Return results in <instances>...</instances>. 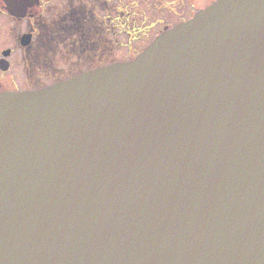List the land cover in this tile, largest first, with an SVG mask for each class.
I'll use <instances>...</instances> for the list:
<instances>
[{"label": "water", "instance_id": "obj_1", "mask_svg": "<svg viewBox=\"0 0 264 264\" xmlns=\"http://www.w3.org/2000/svg\"><path fill=\"white\" fill-rule=\"evenodd\" d=\"M0 264H264V0L0 92Z\"/></svg>", "mask_w": 264, "mask_h": 264}, {"label": "flooded vegetation", "instance_id": "obj_2", "mask_svg": "<svg viewBox=\"0 0 264 264\" xmlns=\"http://www.w3.org/2000/svg\"><path fill=\"white\" fill-rule=\"evenodd\" d=\"M157 1L163 0H148L149 6ZM214 1L203 0L198 6L192 2L188 12L173 21V5L179 0L164 1L167 18L142 16V26H137L139 10L128 1L120 8L119 0H0V92L36 90L88 69L129 61L135 50H144L165 29ZM123 35L127 40L122 47L118 39ZM117 50H128L127 55L117 57ZM61 61L70 62L71 75L65 76ZM17 67L28 82L25 89L13 81Z\"/></svg>", "mask_w": 264, "mask_h": 264}, {"label": "rangeland", "instance_id": "obj_3", "mask_svg": "<svg viewBox=\"0 0 264 264\" xmlns=\"http://www.w3.org/2000/svg\"><path fill=\"white\" fill-rule=\"evenodd\" d=\"M125 1H128L129 3V7L132 8H138L136 10H139V19L137 20V26H142V21L141 18L142 16H146V18L148 20H158L161 18H167L166 15V9L165 7H163L161 4L164 3V1H172L173 0H163V1H157V3L153 4L152 8L149 6L148 0H119L120 2V7L125 4ZM203 0H179V3H175L174 9H175V13L171 15V21H173L174 19H176L178 17V14L180 15H184L188 12V10L191 8V4L192 2L194 6H198L200 4V2ZM127 9V8H126ZM100 15H102V13L100 12ZM125 22V21H124ZM125 40H127L126 36H122L118 39V43L123 44L125 43ZM127 51L128 50H117L116 56L117 57H125L127 55ZM140 50H135V54H138ZM16 56H18V54L16 53ZM112 59L115 60L114 56L112 57ZM70 63V62H67ZM67 63H65V61H61V63H59L60 68L64 71L65 76H69L72 73H69V66L67 65ZM15 77L13 78V81H15L16 85L21 86L23 89H25L26 87H28V82L26 79H24V75L22 76V74L20 73V67H17L15 72ZM23 78V79H22ZM2 84L3 86L5 85V78H2ZM11 86V84H10Z\"/></svg>", "mask_w": 264, "mask_h": 264}]
</instances>
